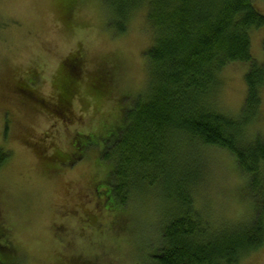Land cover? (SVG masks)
Wrapping results in <instances>:
<instances>
[{
  "label": "rangeland",
  "instance_id": "1",
  "mask_svg": "<svg viewBox=\"0 0 264 264\" xmlns=\"http://www.w3.org/2000/svg\"><path fill=\"white\" fill-rule=\"evenodd\" d=\"M253 1L264 15V0ZM65 3L0 0V154L6 156L0 159V264H152L161 244V216L177 218L167 201H159L171 198L167 172L154 189L139 183L130 188L136 201L124 207L113 200L102 207L89 190L111 182L113 167L101 156L149 86L144 57L154 34L145 9L130 15L126 33L119 35L108 25L102 0H68V8ZM74 54L84 62L68 78L64 67ZM252 55L264 69V30L252 33ZM251 68L235 62L222 71L219 89L206 101L211 112L240 117ZM67 78L72 101L58 115ZM261 97L246 141H264V88ZM193 147L190 165L201 172L202 186L192 196L204 216L218 228L251 219L247 180L234 158ZM58 150L76 164H54ZM241 264H264V248Z\"/></svg>",
  "mask_w": 264,
  "mask_h": 264
},
{
  "label": "trees",
  "instance_id": "2",
  "mask_svg": "<svg viewBox=\"0 0 264 264\" xmlns=\"http://www.w3.org/2000/svg\"><path fill=\"white\" fill-rule=\"evenodd\" d=\"M64 1L68 8V0ZM102 2L111 17L110 29L119 35L126 33V19L145 9L154 39L144 57L149 86L126 112L124 128L106 142L101 156L113 167L111 182L107 188L99 184L89 191L102 207L109 208L110 200L123 206L131 199L136 201L137 194L129 191L135 184L154 189L167 172L171 198L159 201L169 203L177 218L161 216V244L152 264H241L264 248V141L245 138L262 107L264 69L254 62L252 33L264 30V15L253 0ZM83 62L82 55L74 54L64 72L75 78ZM235 62L252 66L246 77L247 99L238 119L212 107L211 112L206 103L211 92L219 89L222 71ZM68 78L61 87L67 97L61 95L58 115L69 111L72 101L74 90ZM179 137L184 142L177 143ZM194 144L225 151L234 158L247 180L244 192L253 208L251 219L218 228L204 216L193 198V189L202 186L198 180L201 172L190 165ZM56 152L54 164H76L67 154ZM4 157L0 154L1 160ZM176 157L182 163L174 162Z\"/></svg>",
  "mask_w": 264,
  "mask_h": 264
},
{
  "label": "flooded vegetation",
  "instance_id": "3",
  "mask_svg": "<svg viewBox=\"0 0 264 264\" xmlns=\"http://www.w3.org/2000/svg\"><path fill=\"white\" fill-rule=\"evenodd\" d=\"M25 90H28L27 88H24V90L23 91H25Z\"/></svg>",
  "mask_w": 264,
  "mask_h": 264
}]
</instances>
